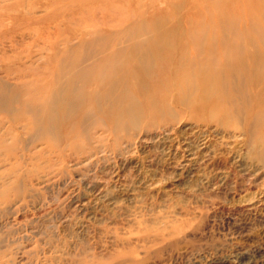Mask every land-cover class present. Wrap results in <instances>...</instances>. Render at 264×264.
Returning <instances> with one entry per match:
<instances>
[{"label":"rangeland","instance_id":"obj_1","mask_svg":"<svg viewBox=\"0 0 264 264\" xmlns=\"http://www.w3.org/2000/svg\"><path fill=\"white\" fill-rule=\"evenodd\" d=\"M93 4L95 12L110 10L108 28L129 27L134 41L140 27L172 29L163 36L171 44L191 42L190 32L220 43L226 29H241L230 37L242 52L219 59L244 61L242 80L254 64L264 77V37L251 26L264 33V0ZM222 18L226 25L215 24ZM184 60L194 58L189 53ZM195 89L187 92L196 103L190 114L177 106L125 134L91 130L81 151L49 154L41 138L30 151H18L17 161L0 144V193L6 195L0 198V264H264V122L251 124L258 109L239 118L201 111ZM82 133L72 135L79 144Z\"/></svg>","mask_w":264,"mask_h":264},{"label":"bare ground","instance_id":"obj_2","mask_svg":"<svg viewBox=\"0 0 264 264\" xmlns=\"http://www.w3.org/2000/svg\"><path fill=\"white\" fill-rule=\"evenodd\" d=\"M27 1L0 4V114L8 116V121L0 119V144L12 159L19 161L17 152L30 151L41 138L49 154L80 150L91 141V130L125 134L143 119L162 118L177 106L190 114L196 103L187 92L194 88L201 111L221 110L239 118L258 109L251 124L264 122V77L255 73L258 65L242 80L243 70L248 71L244 61L222 64L219 59L221 53L242 52L243 46L231 39L241 29H226L220 43L203 33L192 35L190 29L191 42L171 44L163 36L172 29L140 27L132 32L140 35L134 41L129 27L108 28L110 10L96 14L95 0H30L32 9L24 11ZM227 19L215 24L224 26ZM251 26L264 37L263 30ZM189 53L194 60L188 62ZM74 120L77 126L67 129ZM79 131L82 144L72 138ZM19 180L12 181L14 189Z\"/></svg>","mask_w":264,"mask_h":264}]
</instances>
